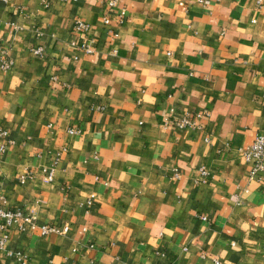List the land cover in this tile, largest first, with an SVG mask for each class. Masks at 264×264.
<instances>
[{
    "label": "crops",
    "instance_id": "0c3cea01",
    "mask_svg": "<svg viewBox=\"0 0 264 264\" xmlns=\"http://www.w3.org/2000/svg\"><path fill=\"white\" fill-rule=\"evenodd\" d=\"M47 1L0 0L13 59L0 67L13 140L0 205L36 218L8 228L7 246L27 264H264V173L241 154L264 133V4L120 0L125 20L112 9L104 25L105 0ZM75 18L87 35L71 33ZM87 36L91 53L73 46ZM204 110L200 127L165 123ZM0 264L21 263L0 249Z\"/></svg>",
    "mask_w": 264,
    "mask_h": 264
},
{
    "label": "built area",
    "instance_id": "2783aa9c",
    "mask_svg": "<svg viewBox=\"0 0 264 264\" xmlns=\"http://www.w3.org/2000/svg\"><path fill=\"white\" fill-rule=\"evenodd\" d=\"M44 5H48L49 2L47 0H42ZM264 4V0H255L254 8L256 10H260ZM104 7L106 11L102 15V22L104 25L110 23L109 10H116V22L118 24H122L125 20L126 16V6L124 4H120V0H105ZM252 21H255V18H252ZM90 30V23L81 18H75L71 25V33L76 34L78 32L88 34ZM111 39L115 38L118 35L117 31L110 32ZM91 38L88 36L80 41H73V46L84 53H91L94 51V47L91 45ZM32 51L37 55H42L43 47L38 45L31 48ZM115 51V49H113ZM13 65V59L8 55L7 49L4 47L0 48V67L3 69H7ZM174 109L170 108V112ZM203 115H208V111L204 110L201 112H196L195 114L184 112L179 117H173L171 115L165 118L166 124H172L177 127H200V123H198L195 117H201ZM69 133H77L80 132V128L70 126L67 128ZM209 141V138H205ZM13 140L9 137L8 132L5 128L0 127V153L3 152L7 146L12 143ZM64 149V148H63ZM241 154L245 162L250 165L249 172L250 175H256L257 173H264V133H257L253 140L241 148ZM55 170V164H51L44 168V179L52 180ZM28 174H22L20 176L21 182L24 181L25 177ZM174 175H178V172H174ZM208 176V171L204 167H200L199 176L197 177V181H204ZM84 203L89 205L91 203V199L88 198ZM201 218L206 219L205 215H201ZM35 215L33 212L25 210L23 208H5L0 205V249H3L6 254L12 255L18 260L21 264H27L28 255L23 250L12 249L7 246L8 239V228L16 227L18 230L25 231L28 226L35 225ZM40 232L43 234L50 230L60 231V228H57L54 225L49 224H40L39 226ZM219 262L218 260H215Z\"/></svg>",
    "mask_w": 264,
    "mask_h": 264
}]
</instances>
